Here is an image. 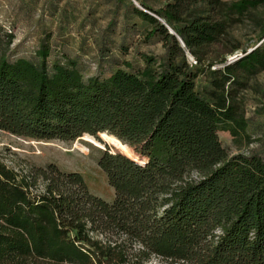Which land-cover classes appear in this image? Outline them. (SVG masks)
I'll return each mask as SVG.
<instances>
[{
    "label": "trees",
    "instance_id": "trees-1",
    "mask_svg": "<svg viewBox=\"0 0 264 264\" xmlns=\"http://www.w3.org/2000/svg\"><path fill=\"white\" fill-rule=\"evenodd\" d=\"M261 5L168 0L158 12L142 3L136 12L166 55L104 79H84L72 59L50 67L46 43L35 59L1 55V131L66 142L101 133L122 151L99 160L112 203L79 173L54 164L16 171L0 159V264H264V160L230 156L218 136L246 135L238 94L244 77L264 71V47L210 67L206 97L195 68L225 35L224 7L245 15ZM253 22L264 35V19Z\"/></svg>",
    "mask_w": 264,
    "mask_h": 264
},
{
    "label": "rangeland",
    "instance_id": "rangeland-1",
    "mask_svg": "<svg viewBox=\"0 0 264 264\" xmlns=\"http://www.w3.org/2000/svg\"><path fill=\"white\" fill-rule=\"evenodd\" d=\"M137 1L158 12L168 2ZM222 1L228 7L237 0ZM226 7L219 15L226 22L225 35L219 45L212 47L207 59L195 67L199 71L196 88L203 97L209 88L210 67L221 65L224 58L264 47V35L253 22L254 16L264 19V5L245 15L231 13ZM137 9L141 11L133 0H0V56L35 59L46 43L51 49L50 67L72 59L84 79H104L118 69L137 72L145 66L144 55L158 59L166 55L162 38L148 36L154 25L138 15ZM227 50L233 53L223 56ZM242 82L238 98L248 119L246 135L234 139L229 132L220 131L219 140L230 156L258 155L264 160V71L244 77ZM80 138L73 142L34 140L0 130V159L16 171L54 164L62 172L79 173L92 195L112 203L115 190L99 167V160L104 152L122 150L111 149L118 143L104 137L101 143ZM147 264L170 262L151 257Z\"/></svg>",
    "mask_w": 264,
    "mask_h": 264
},
{
    "label": "water",
    "instance_id": "water-1",
    "mask_svg": "<svg viewBox=\"0 0 264 264\" xmlns=\"http://www.w3.org/2000/svg\"><path fill=\"white\" fill-rule=\"evenodd\" d=\"M134 1V3L136 4V6L137 7H139V8H141V6L135 1V0H133ZM164 25H166V27L169 29V32H170V34H172V35H175L176 36V33L174 32V30L172 29V28H170L163 20H160ZM179 38V37H178ZM179 40L182 42V40L179 38ZM182 44L184 45V43L182 42ZM252 50H254V49H251V50H249L248 51V53H250ZM85 135H88V136H91V135H89V134H85ZM102 134L100 133L99 135H98V137H94V136H91V137H93V138H95L96 140H98V141H101V139H100V136H101Z\"/></svg>",
    "mask_w": 264,
    "mask_h": 264
},
{
    "label": "built area",
    "instance_id": "built-area-1",
    "mask_svg": "<svg viewBox=\"0 0 264 264\" xmlns=\"http://www.w3.org/2000/svg\"><path fill=\"white\" fill-rule=\"evenodd\" d=\"M237 58H238V56L231 57V58H229V62H233V61H235ZM189 60H190V63H192L193 65H196V64H197V62L195 61L194 58L190 57Z\"/></svg>",
    "mask_w": 264,
    "mask_h": 264
},
{
    "label": "bare ground",
    "instance_id": "bare-ground-1",
    "mask_svg": "<svg viewBox=\"0 0 264 264\" xmlns=\"http://www.w3.org/2000/svg\"><path fill=\"white\" fill-rule=\"evenodd\" d=\"M94 139H95V138H94ZM97 141H98V140H97ZM98 142H100V143H101V142H102V140H101V141H98Z\"/></svg>",
    "mask_w": 264,
    "mask_h": 264
}]
</instances>
